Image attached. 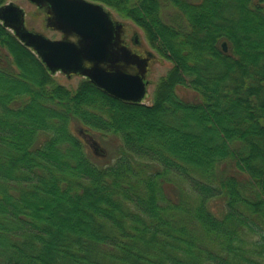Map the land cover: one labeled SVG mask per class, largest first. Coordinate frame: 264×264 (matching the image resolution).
I'll list each match as a JSON object with an SVG mask.
<instances>
[{
	"label": "trees",
	"instance_id": "1",
	"mask_svg": "<svg viewBox=\"0 0 264 264\" xmlns=\"http://www.w3.org/2000/svg\"><path fill=\"white\" fill-rule=\"evenodd\" d=\"M90 1L172 68L150 105L71 91L0 21V264H264V0Z\"/></svg>",
	"mask_w": 264,
	"mask_h": 264
},
{
	"label": "water",
	"instance_id": "2",
	"mask_svg": "<svg viewBox=\"0 0 264 264\" xmlns=\"http://www.w3.org/2000/svg\"><path fill=\"white\" fill-rule=\"evenodd\" d=\"M43 8L48 5L46 25L62 32L61 39L28 30L25 13L16 4L0 7V21L41 58L52 72L80 74L112 96L129 102H140L145 93L143 81L125 73L122 67L109 71L102 67L110 47L120 45L124 23L114 19L101 3L90 0H29ZM76 36L77 41L70 40ZM223 48L228 50L224 43ZM85 63L92 68H85Z\"/></svg>",
	"mask_w": 264,
	"mask_h": 264
},
{
	"label": "rangeland",
	"instance_id": "3",
	"mask_svg": "<svg viewBox=\"0 0 264 264\" xmlns=\"http://www.w3.org/2000/svg\"><path fill=\"white\" fill-rule=\"evenodd\" d=\"M193 1V0H192ZM198 1V0H194ZM14 3L18 5L25 13V25L28 30L36 31L44 34L50 39H61V35L59 33L53 32L48 29L46 25L45 14L36 6L31 3L29 0H7L6 4ZM163 10L162 16L165 21L170 22L176 13V9H174L169 4L163 2ZM105 6V5H104ZM105 8L112 12L114 19L134 27L140 35L144 38L145 42L148 44L145 34L142 29H140L136 24L129 20H124L120 17V15L114 11L112 8L105 6ZM154 53L157 56V61H160V56L156 51ZM6 55V51L0 52V55ZM172 68L171 63L168 60H164L162 64L157 63L154 68L152 74L149 76V80L152 81V85L149 87V91L147 92L146 98L143 100V104L150 105L153 101L154 92L156 88V84L161 76H164L170 69ZM53 78L61 85L67 87L71 91L77 89L79 84L85 79L78 75H73L69 77L67 74H64L61 71L53 73ZM179 94L182 98L190 101L197 100V94L194 91L180 88ZM78 134L83 138L86 144L89 146L90 152L93 155L94 159L100 164H107L113 162L119 152L121 150V140L119 137L108 134L103 135L98 132L96 134L88 135L83 130L78 129ZM171 190V189H170Z\"/></svg>",
	"mask_w": 264,
	"mask_h": 264
},
{
	"label": "flooded vegetation",
	"instance_id": "4",
	"mask_svg": "<svg viewBox=\"0 0 264 264\" xmlns=\"http://www.w3.org/2000/svg\"><path fill=\"white\" fill-rule=\"evenodd\" d=\"M38 8L42 10V12L45 14V19H47V11L50 9V7L46 5L43 8ZM124 26L125 27L121 34L122 41L120 45L109 48L110 51L107 55L108 57L103 61L102 67L109 71H114L115 68L122 67L125 73L137 77L139 80L143 81L146 90L143 99L140 101L143 102L147 96L149 87L152 85V81L149 80V76L152 74L154 66L157 63L162 64L166 59L162 57L149 43L147 44L144 38L134 27H132L130 24H125ZM48 29L59 33L61 38H63L64 34L62 32L51 28ZM69 38L72 41L78 40L76 36H70ZM154 51H156L161 58L159 62L157 61V56ZM92 67L93 66L89 63H85L84 65V69H89ZM73 75L83 77L80 72L72 73L68 76L71 77Z\"/></svg>",
	"mask_w": 264,
	"mask_h": 264
}]
</instances>
